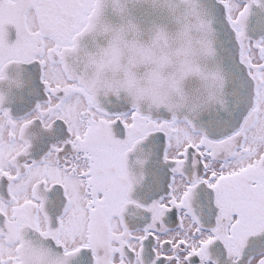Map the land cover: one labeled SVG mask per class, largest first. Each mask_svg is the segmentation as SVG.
Segmentation results:
<instances>
[{
	"label": "snow or ice",
	"instance_id": "6c2138e0",
	"mask_svg": "<svg viewBox=\"0 0 264 264\" xmlns=\"http://www.w3.org/2000/svg\"><path fill=\"white\" fill-rule=\"evenodd\" d=\"M0 264H264V0H0Z\"/></svg>",
	"mask_w": 264,
	"mask_h": 264
},
{
	"label": "water",
	"instance_id": "95a60500",
	"mask_svg": "<svg viewBox=\"0 0 264 264\" xmlns=\"http://www.w3.org/2000/svg\"><path fill=\"white\" fill-rule=\"evenodd\" d=\"M137 15L140 16V18L143 19L145 22L155 18L154 14L151 13V10H148V14H144L142 11H138Z\"/></svg>",
	"mask_w": 264,
	"mask_h": 264
}]
</instances>
